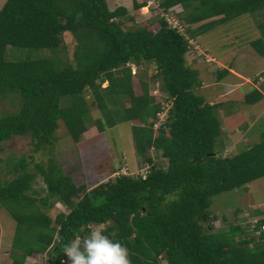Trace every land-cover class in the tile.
Masks as SVG:
<instances>
[{"label":"trees","instance_id":"1","mask_svg":"<svg viewBox=\"0 0 264 264\" xmlns=\"http://www.w3.org/2000/svg\"><path fill=\"white\" fill-rule=\"evenodd\" d=\"M159 2L165 9L182 5L180 18L188 25L222 14L197 28L189 27L191 37L264 5V0ZM140 6L134 1L135 9ZM132 20L126 8L110 9L106 0H5L0 8V97L12 93L21 102L17 110L0 115V144L13 136H29L32 152L46 150L45 161L36 162L33 172L26 169L24 160L12 166L17 176L0 185V201L35 204L38 199L28 191L40 175L47 190L40 204L51 207L49 198L54 197L68 208L51 219L37 206L36 213L26 211L25 215L7 206L16 221L9 254L12 264H24L27 255L40 252L46 253L49 264H67L64 245L83 239L89 225L98 224H105L103 233L127 247L131 264H264V239L250 246L252 234L234 223L214 231L208 210L214 195L264 176V127L257 141L223 155L222 122L215 112L218 104L196 93L201 80L186 62V40L162 19L156 30L123 27V21ZM65 32L75 40L73 62L60 65L59 58L49 55L5 58L8 46L57 51ZM251 45L264 55L261 38ZM129 62L153 63L161 81L157 90L171 101L158 129L153 122L160 102L144 82L141 93L134 92ZM226 72L220 70L218 79ZM85 90L100 112L98 118L90 115L82 96ZM263 96L264 90L253 88L244 102L254 104ZM65 98L69 102L62 106ZM59 119L75 142L91 126L103 132L133 121L134 148L143 160L141 166L152 164L149 172L145 177L119 174L90 188L76 186L50 155ZM155 149L167 159L166 168L157 162L154 166ZM263 212L264 207L250 215ZM22 223L33 231L20 243L17 235Z\"/></svg>","mask_w":264,"mask_h":264},{"label":"rangeland","instance_id":"2","mask_svg":"<svg viewBox=\"0 0 264 264\" xmlns=\"http://www.w3.org/2000/svg\"><path fill=\"white\" fill-rule=\"evenodd\" d=\"M4 2L5 0H0V8ZM258 11L259 14L256 13L259 15L258 19L264 20V7L260 8ZM247 14L249 13L237 17L235 23L232 19L224 22V24H217L208 30L200 31L197 34V40L194 38L192 40L205 54L206 59L208 58V54H206L204 50H206L209 55L215 56L218 63L229 65L231 61H233L236 65V70L240 74L249 79L253 86L261 88V85L258 84L259 82L255 83L254 79L255 77L264 78V55L259 54L253 46H248L247 43L249 42L246 41V39H253L254 36L258 35L260 32L264 35V24H259L256 30L255 24L253 23L255 19L250 17V22L246 21L243 28L237 29L234 27L242 26V23L237 22H241L240 17L243 18ZM250 14L254 15L253 13ZM130 15L134 20L123 21L124 28L146 26L151 30H156L159 25V19H161L158 18L154 12L142 13L139 10ZM235 19L236 18H234V20ZM155 22H157V24L153 26ZM251 22L253 23V26L248 27ZM190 26H193L191 28H195L194 26H196V24ZM232 35H235L236 38H232ZM196 41L200 44V47L204 48V50L199 47ZM74 46V38L69 32H65L63 34L62 43L57 51L47 49L36 51L28 48H13L8 46L5 50V58L23 59L34 57L35 55L41 57L49 55L59 58L60 63L58 64L61 65L63 62H73L72 52ZM188 51L194 52L193 46H191ZM210 64L211 65L203 63L201 67V77L198 74L199 79L204 83H208V86H203V89L198 88L196 93L204 95L205 98L208 99V102L217 103L220 102V100H224L223 97L219 95L224 90L219 91L220 86L212 83H215V81L224 82L225 80H232L235 78L228 75L221 78V80L217 79L219 71L214 69L216 63L211 62ZM129 65H131V62H129ZM134 68L132 69V72L135 73L132 74L134 92L140 94L141 83L144 82L147 84L150 94L154 95V97L157 98V101L164 100L165 102H168L169 99L166 95L157 90L161 85V81L155 76L156 68L154 64L142 62L140 66H135ZM105 84L106 82L102 83L101 86L103 87ZM243 88L249 89L247 85L242 87V89ZM261 89L263 90L264 88ZM82 96L89 105L91 117L94 119L98 118L100 112L91 105L92 97L89 90H85L82 93ZM232 96L235 101L228 102L229 104L226 103V109L222 106H216L215 112L221 120L222 127L225 130L229 128L231 123L240 122L239 127L243 130V133L241 137L237 138V140L234 141L233 138H229V143L225 142L226 147L224 149L226 150H223V155H231V153L238 152L257 141L259 139L260 129L264 127V100L254 104H246L242 100V97L237 95V92ZM67 102H69V99L65 98L62 100L61 105L63 106ZM124 102L128 105V100L125 99ZM20 103V98L16 94L8 93L5 97H0V115L17 110ZM168 104H170V102H168ZM258 112L260 117H258ZM253 117L256 118L255 124L249 125ZM257 121L259 122L257 123ZM132 123L133 121H124L114 127L106 128L104 132H98L94 126H91L90 130L87 131L88 133H86L78 142H75L71 138L63 120L59 119L58 127L55 131L56 141L51 148L50 155L61 164L60 166H62L64 173L71 177L76 186L84 185L87 188L93 187L99 182L116 176V172L125 165L128 167L129 171H136L143 163V160L138 157L139 154L132 143L133 141L130 130ZM228 132L231 133L232 129L225 133ZM31 148L32 143L29 136H13L9 140L0 144V185L7 184L8 181L17 176V173L12 170V166L16 164L19 159L24 160V163H26V169L31 172H33L36 162L45 161L46 150L34 153L31 151ZM160 153V150H153L152 155L154 158L152 159V162L154 163V166H157V162L159 163V166L161 165L162 168H166L167 160L162 159ZM46 192V185L43 178L40 175H36L31 183V189L28 191L32 197L38 199L35 204L33 203L30 205L28 203L0 201V230L3 240L6 241L4 243L13 242L16 234V221L12 217L7 206L22 215H25L24 213L26 211L36 213L38 207L40 210L46 211L51 219H54L59 212H68V208H66L64 204H59V201L54 197L49 198V201L52 203L51 207L41 205L39 198L46 196ZM261 206H264V176L250 181L246 186H241L214 195L211 198V204L208 209L213 215V219H211L213 230H225L230 224L241 222L246 212L261 208ZM234 208H239V210L234 211ZM30 227L31 226H27L26 223L21 224V230L19 235H17V237H20L18 238L20 239V243L29 238L33 231ZM94 227H99L103 230L105 224L94 225ZM15 252L19 253L20 250ZM43 253L44 252L41 253L42 255L39 254L37 256V258H39L38 260L43 261ZM32 260L37 259H28L30 264L31 262H34ZM162 264H165V262L162 261Z\"/></svg>","mask_w":264,"mask_h":264},{"label":"crops","instance_id":"3","mask_svg":"<svg viewBox=\"0 0 264 264\" xmlns=\"http://www.w3.org/2000/svg\"><path fill=\"white\" fill-rule=\"evenodd\" d=\"M107 1V4H108V6H109V8L110 9H114L115 7H117V6H122V7H124V8H126L128 11H129V13L130 14H133V13H135V11H140V12H142V13H144V8H141L142 7V4H143V2H144V0H106ZM134 1L137 3V4H140L141 6L139 7V8H136L135 9V7H134ZM262 7H264V5L262 6ZM262 7H259V8H257L256 10H253V11H251V12H246V13H249V14H247V15H245L243 18L242 17H240V19H241V22H237V23H242L243 25L242 26H234L235 28H237V29H241V28H243V26H244V24H245V22L246 21H249L250 22V17H253L254 19H255V21H253V23L255 24V29L257 30V27H258V25L259 24H264L263 23V19L262 20H259L258 19V16L259 15H257L256 13H258L259 14V9L260 8H262ZM172 8L174 9V10H176L177 11V16H179L180 17V15H181V13L183 12V7H182V5H180V4H176V5H174V6H172ZM258 11V12H257ZM246 13H243V14H246ZM250 13H253L254 15H252V14H250ZM243 14H241V15H243ZM241 15H239V16H241ZM249 15V16H248ZM222 16V14H219V15H214V16H212V17H209L208 19H205V20H202V21H197V22H193L192 24H189V25H194V24H196V26H194L195 28H197L198 26H200L201 24H203V23H205V22H207V21H210V20H215V19H218V18H220ZM239 16H237V17H239ZM248 16V17H247ZM217 17V18H216ZM237 17H235L236 19L234 20V18H233V21H234V23H235V21H237ZM232 20V19H231ZM230 21V20H229ZM156 23V22H155ZM154 23V24H155ZM253 23L251 22L249 25H248V27H251V26H253ZM153 24V25H154ZM221 24H224V22L223 23H219V25H221ZM191 27H193V26H190V28ZM229 27H231V26H229ZM191 29H194V28H191ZM197 37H198V35L197 36H195V37H193L195 40H197ZM232 38H236V36L235 35H232ZM259 38H261V40L264 42V35L262 34V32H260L258 35H256V36H254V38L253 39H246V41H248L249 43H247L248 44V46H250V47H252V45H251V42H253V41H255L256 39H259ZM197 42V41H196ZM198 43V42H197ZM198 45H199V47H200V44L198 43ZM200 48H202V47H200ZM255 48V47H254ZM202 50H204V48H202ZM255 50H256V48H255ZM257 51V50H256ZM189 52H191V53H189ZM204 52L206 53V54H208V60H205L204 58H203V56L202 55H197L196 54V52H195V50H194V52L193 51H187L186 53H185V59H186V62H187V64L188 65H190L191 67H193L194 69H196L198 72H200V73H198L199 74V76L201 77V67H202V64L203 63H206V64H209V65H211L210 63L211 62H214V63H216V66L214 67V69H216L217 71H220V70H226L227 72H226V74L222 77V78H224L225 76H228V75H230V76H233L235 79H232V80H225L224 82L222 81V82H218V81H215V83H212V84H218V86H220L219 87V91L220 90H224V91H222V93H220L219 95L221 96V97H223V101L222 100H220V102H217V106H222L223 108H225L226 109V103H228V102H233V101H235V99H233V94L234 93H236L237 92V95L238 96H241L242 97V100L244 101V96H245V94L246 93H248L251 89H253V88H255V89H257L258 91H263L261 88H264L262 85H261V88H257V86H253L252 84H251V82H250V80L249 79H247L244 75H242V74H240L237 70H236V65L234 64V62L233 61H231V63L229 64V65H227V64H223V63H218L217 62V59L215 58V56H211V55H209V53H207V51L206 50H204ZM260 54V53H259ZM219 73V72H218ZM203 78V77H202ZM256 78V77H255ZM217 79H218V77H217ZM221 80V79H220ZM219 80V81H220ZM234 80V81H233ZM249 81V82H248ZM201 85L202 86H200L199 88L200 89H203L202 87L203 86H208V83H204L203 81H201ZM245 85H247L248 87H249V89H242V87H244ZM204 96V95H203ZM204 98H205V96H204ZM239 98V97H238ZM206 99V98H205ZM240 99V98H239ZM261 100H264V96L262 97V99H260L258 102H260ZM206 101H208V99H206ZM209 103L210 104H216L215 102H210L209 101ZM224 103V104H223ZM223 104V105H222ZM229 104V103H228ZM260 111V110H259ZM263 112V111H262ZM260 114H259V112H258V117H260L259 116ZM255 117H253V119H251V121H250V123H249V125H254L255 124ZM126 122H128V121H126ZM259 121H257V123H258ZM239 123L240 122H236V123H231L230 124V126H229V128H227V130H225L223 127H222V137H223V144H224V148L226 147V145H225V142H227V143H229L228 141H229V138H233L234 139V141L235 140H237V138L238 137H241V135H242V133H243V130L239 127ZM116 126V125H115ZM234 128V129H233ZM129 129H130V127H129ZM230 129H232V132L231 133H225L226 131H229ZM104 132V131H103ZM129 132V131H128ZM92 133V132H91ZM129 134V133H128ZM132 137V136H131ZM132 141H133V138H132ZM133 143V142H132ZM234 144H235V142H234ZM133 146H134V144H133ZM156 150V149H155ZM224 150H226V149H224ZM127 157V156H126ZM154 158V156L152 155V159ZM162 159H165V158H163L162 157ZM167 160V159H166ZM137 165V164H136ZM58 202V201H57ZM59 204H60V202H59ZM234 211H236V210H239V208H234L233 209ZM44 211V210H43ZM44 212H46V211H44ZM4 242H6V241H4L3 240V236H2V234H1V230H0V264H12V259L10 258V253L13 251V247H12V242H8V243H4ZM14 251H18V250H14ZM42 252H40V253H33V254H31V255H27L26 257H25V259H24V264H30V262L28 261V259L30 260V259H37V260H32V261H34V262H31V264H41V260H38L39 258H37V256L39 255V254H41ZM42 255V254H41Z\"/></svg>","mask_w":264,"mask_h":264},{"label":"built area","instance_id":"4","mask_svg":"<svg viewBox=\"0 0 264 264\" xmlns=\"http://www.w3.org/2000/svg\"><path fill=\"white\" fill-rule=\"evenodd\" d=\"M143 8L145 10L144 12L146 13L149 11H153L155 14L159 16V18H161L162 20L166 22L167 26L170 29L175 30L179 35H181L186 40L188 49L191 46H193V49L195 50L197 55H202L204 56V58L206 57L205 54L198 48V46L194 44L192 40L193 38L190 36L189 30H188L190 25H188L186 22L181 20V18L177 16V12L174 11L173 8H169V9L163 8L160 5L159 0H145V6ZM205 60H208V58L207 59L205 58ZM254 81L255 83L259 82L258 84L260 85L264 84V78L262 79L261 77L257 78ZM159 102H160L161 107H160V110L156 112V116L158 118L154 120L153 122L154 129H158L161 126V124L165 122L167 115H168V109L171 104L170 99L168 100L170 104H168V102H165L164 100H159ZM151 165L152 164L150 163H145L140 168H137L136 171H129L128 167L125 165L121 167V169L118 172H116L115 175L130 174L134 176L145 177L147 173L149 172ZM263 207L264 206H261V208L259 209H262ZM250 214H251V211L246 212L240 223H242L241 225L244 228L245 232H249L252 234L253 241L260 242L262 239H264V212L261 213V215L258 214V216L257 215L251 216ZM43 255H44V259L41 262V264H49L48 258L47 256H45L46 254L44 253Z\"/></svg>","mask_w":264,"mask_h":264},{"label":"clouds","instance_id":"5","mask_svg":"<svg viewBox=\"0 0 264 264\" xmlns=\"http://www.w3.org/2000/svg\"><path fill=\"white\" fill-rule=\"evenodd\" d=\"M144 6L145 1L141 8ZM131 65H129L131 73L135 74L134 67L136 65L132 62ZM133 68L134 72H132ZM261 85L264 87V84ZM234 224L239 225L244 230L240 222H235ZM64 256L67 264H131L129 251L126 246L110 239L103 233L101 228L92 226H89L88 234L83 239L74 238L64 245Z\"/></svg>","mask_w":264,"mask_h":264}]
</instances>
